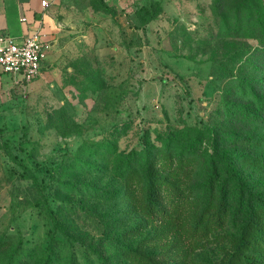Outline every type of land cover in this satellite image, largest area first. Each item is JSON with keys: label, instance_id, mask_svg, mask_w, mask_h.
I'll use <instances>...</instances> for the list:
<instances>
[{"label": "rangeland", "instance_id": "rangeland-1", "mask_svg": "<svg viewBox=\"0 0 264 264\" xmlns=\"http://www.w3.org/2000/svg\"><path fill=\"white\" fill-rule=\"evenodd\" d=\"M234 1L60 0L52 8L67 32L48 53L41 75L25 89L0 80V241L48 247L54 236L73 245L79 264H101L98 253L112 260L116 247L143 242L154 231L117 194L103 200L85 192L87 185L110 193L120 189L118 180L96 168L104 161L95 143L118 133V148L127 152L140 147L147 132L154 139L166 124L183 128L203 121L233 127L241 137L264 134V128L247 129L220 109L225 96L240 97L237 78H264L242 65L257 41L220 31ZM149 14L154 19L143 24ZM258 97L264 99V90ZM40 192L69 238L37 205ZM139 225L138 238L123 237ZM171 237L153 247L170 248ZM171 255H177L171 264L219 263L226 248L182 245Z\"/></svg>", "mask_w": 264, "mask_h": 264}, {"label": "trees", "instance_id": "trees-1", "mask_svg": "<svg viewBox=\"0 0 264 264\" xmlns=\"http://www.w3.org/2000/svg\"><path fill=\"white\" fill-rule=\"evenodd\" d=\"M229 13L220 31L257 41L245 53L242 65L264 74V0H236ZM147 17L143 24L155 16ZM237 79L240 97L234 101L224 97L223 115L247 129L264 128V99L258 97L264 90V78L254 82ZM145 134L142 145L127 152L118 148V133L111 140L95 143V152H101L104 161L96 168L118 180L120 189L110 193L87 185L85 192L103 200L117 194L154 231L153 237L149 236L152 232L144 235L145 244L116 247L112 260L98 253L101 264H171L169 260L177 256L171 255L174 249L182 245L205 248L212 243L226 248V257L219 263L204 264H264V134L241 137L233 127L211 126L205 121L183 128L166 124L163 130H156L154 139L150 132ZM233 144L254 150L240 152ZM86 166L91 168L92 163L88 161ZM29 179L40 187L37 178ZM36 202L43 206L55 230L69 238L48 196L40 192ZM139 234H143L142 225L123 237L138 238ZM168 236L174 240L171 247L157 251L153 245ZM6 253L10 255L0 264H79L73 245L54 236L48 247H15L9 240L0 241V259Z\"/></svg>", "mask_w": 264, "mask_h": 264}, {"label": "crops", "instance_id": "crops-1", "mask_svg": "<svg viewBox=\"0 0 264 264\" xmlns=\"http://www.w3.org/2000/svg\"><path fill=\"white\" fill-rule=\"evenodd\" d=\"M43 1L50 6L43 7ZM60 0H0V34L9 35L18 42L39 33L49 45V53L55 50L60 36L67 32L66 21L54 17L53 7ZM12 80L9 76L0 78Z\"/></svg>", "mask_w": 264, "mask_h": 264}, {"label": "built area", "instance_id": "built-area-1", "mask_svg": "<svg viewBox=\"0 0 264 264\" xmlns=\"http://www.w3.org/2000/svg\"><path fill=\"white\" fill-rule=\"evenodd\" d=\"M50 3L43 1V7ZM49 45L39 33L33 34L21 42L15 38L0 34V78L9 76L24 89L37 79L48 59Z\"/></svg>", "mask_w": 264, "mask_h": 264}]
</instances>
